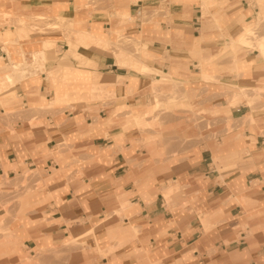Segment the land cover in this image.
Returning a JSON list of instances; mask_svg holds the SVG:
<instances>
[{
  "label": "crops",
  "instance_id": "obj_1",
  "mask_svg": "<svg viewBox=\"0 0 264 264\" xmlns=\"http://www.w3.org/2000/svg\"><path fill=\"white\" fill-rule=\"evenodd\" d=\"M78 1L0 0V22L10 15L86 16ZM199 1H170V20L136 26L141 48L135 57L109 52L111 32L117 34L120 25L111 23L104 6L86 16L85 32L99 44L70 49L60 32L40 31L18 40L12 26H0V103L11 108L0 118V264H264V107L230 105L232 119L250 115L252 122L177 160H159L153 145H139L141 132L130 121L115 118L116 110L131 104L133 117L141 113L137 105L148 95V74L154 76L131 62L170 73L188 91L208 85L217 92L222 83L264 80L257 50L239 58V78L231 70L235 64L219 57L222 33L236 39L253 28L256 11L248 0H215L208 6L218 11L205 17ZM115 3L129 11L142 5ZM241 46L228 51L235 54ZM57 48L63 51L53 52ZM39 51V71L10 83L3 72L12 57ZM63 52L64 61L53 58ZM207 57L218 82L202 78L200 62ZM91 81L110 84L114 99L79 94L83 86L92 88ZM57 82L69 98L43 111L62 94ZM205 97L193 102L222 103L220 96ZM26 170L35 172L25 178Z\"/></svg>",
  "mask_w": 264,
  "mask_h": 264
},
{
  "label": "rangeland",
  "instance_id": "obj_2",
  "mask_svg": "<svg viewBox=\"0 0 264 264\" xmlns=\"http://www.w3.org/2000/svg\"><path fill=\"white\" fill-rule=\"evenodd\" d=\"M115 1L117 0H79L78 5L79 8L86 10L85 13L87 17H89L91 12L98 6H104L108 19L111 21V23L116 20L117 24L120 25V29L111 27L110 29L106 30L109 33L111 30L114 31V29L118 32L117 34L111 32L110 42L106 45L109 52L113 54L114 51L118 49L116 53L117 58H126L128 54H131L132 57L138 56L140 54L141 48V36L138 35L139 33L137 35L135 34L137 33L136 26H140V28H142L150 25L151 23L153 24L157 19L170 20L168 3L173 0H159V4L157 5L154 3L151 4V0H127L128 3L130 2L131 4H136V6H133V8L137 7V4L140 5L139 3L142 4L138 9L139 15H135L134 10L129 11L127 8L117 9V4ZM214 1L215 0L199 1L203 17L210 14L214 16V12L218 11L217 9L212 11L208 6L210 2ZM248 2L250 8L253 10L255 9L254 11H256L252 17L253 22L250 23V26L253 28L246 34H243L236 39L232 36H228V34L225 33H222L221 36L223 39V44L221 47L222 52L219 57L231 60L235 64V68L233 67L231 69L232 72L235 70L233 72L235 74L234 78H239L240 76L236 68L237 63H239V58L246 54V52L254 50L255 48L253 44L258 43L260 40L264 41V10H261V0H248ZM4 15L6 16L7 14ZM86 16L78 13L74 18L66 19L57 16L42 17L39 15L32 17L19 16L13 18L10 15L7 19L0 22V26L7 24L8 30L12 26L15 36L18 40L28 36L29 31H40L43 33L60 32L68 47L72 49L76 45L71 44L69 40L74 39V33L83 35L81 38L82 41L79 40V43L77 42L79 45L80 43L99 44L92 36L88 34V32H85L90 31V29L88 30L86 28V26L90 25L87 22ZM83 22L84 25L82 24ZM27 26H29V28H27ZM73 28L78 29V31H75ZM15 42L17 41L15 40ZM42 45L43 41L41 43V46ZM236 45L242 46L239 47L235 54L228 51L234 50ZM50 47H54V44H52ZM59 50L63 51V48L54 49L53 52ZM39 54L42 55L43 51L34 53L31 55L32 57L24 55L26 60L28 62L30 61V64L26 66L28 67L32 64L31 67L34 69L32 74L37 73L39 71L37 69H39L41 66V64H39L37 61ZM64 54H66V52H63V57L61 59H57L56 55H53V58L58 62L64 61L67 57ZM41 57L44 59L43 55ZM208 62V57L204 58V60H201L200 62L201 74L203 76L202 78L205 80H210L211 82H218V79L211 75L212 66L211 63ZM127 65L139 70L142 73H153L154 76L152 74H148L151 75V82L148 86V95L147 97L141 98L139 104L137 105V109H142L141 113L137 114L138 116L133 117L130 112L136 107L133 106L134 104H131V106H124L120 113L118 110H116L115 113L117 114L115 115V118H121L125 120L127 119V121H130L132 123L131 127L134 126L141 132V139L138 141L139 145L144 148L146 146L153 145L154 148H156L154 153L159 160H166L169 157H173L174 160L183 159L190 153L195 152L198 148L207 147L211 141L216 143V137L219 134H222L224 131H229L234 127H242L248 122H252L250 115H248L249 117L247 119L246 117L232 119L229 113L230 105L237 104L235 106H238L245 103L248 104L251 109L261 106L264 107V80H261V83L255 85L243 83L235 84L234 82L222 83L221 87L216 89L217 92H215L213 86L208 85L204 88L188 91L187 88H184L183 83L173 79L170 76V73L162 72L161 76L156 75V72L144 69L143 65H146L144 63L135 65L131 62ZM27 67L25 68L26 70L29 68ZM227 70L231 72L230 69ZM55 73L56 72L50 74L51 79L54 82ZM84 75V73H80L79 77ZM94 76H96V73ZM94 76L90 77V79L93 80ZM83 78H86V76ZM123 78L127 77L118 78V80H123ZM91 83L92 91L91 89L87 90L88 88L83 86V88H80L81 90L77 88L79 90L78 93H85V91H87V93L91 96L90 99L93 100H101L104 98L114 99L115 95L113 94V87L110 84L105 86V84H94L92 81ZM59 85L60 84L57 82L54 85V88L57 91L61 89L62 91L60 90V93L62 94L60 96L56 95L55 98L48 103H45L44 101L43 103H45V105L41 107L43 111L47 110V108L48 110H52V108L55 106V103L62 102L69 98L66 97L67 92L63 91ZM101 87L107 89L109 92L103 90ZM127 87H132L131 82H128ZM1 90L2 88H0V92ZM235 91H238L239 93H234ZM202 95H205L206 99H213L215 97L218 98L220 96L222 103L219 102L217 104H213L212 102L206 104V106H203V104L201 105L193 102V99ZM172 97H174V99ZM0 106L3 107V113H0V118L7 117L9 111H11V108H7L5 103H0ZM64 107H68L71 110L73 109L70 104ZM135 117L136 120H138V117H140L141 120L138 121L137 124L132 122V120H134L133 118ZM221 127V131L217 132L215 130L216 128ZM200 145L204 146L201 147ZM34 172L35 171L33 170H26L23 175L25 178L32 177ZM14 189L18 190L16 186ZM163 196L165 201L170 204L169 196L164 194ZM115 213L119 216L118 212L115 211ZM73 242L74 241L70 243L73 244Z\"/></svg>",
  "mask_w": 264,
  "mask_h": 264
},
{
  "label": "bare ground",
  "instance_id": "obj_3",
  "mask_svg": "<svg viewBox=\"0 0 264 264\" xmlns=\"http://www.w3.org/2000/svg\"><path fill=\"white\" fill-rule=\"evenodd\" d=\"M75 34V37L74 39H71L69 40V42L73 45H76V43L78 42L79 43V40H81V38L83 37V35L81 34ZM82 41V40H81ZM14 42V41H13ZM248 44V43H247ZM4 45V44H3ZM254 45V48L258 51V53L260 54V56L264 59V41L263 40H260L258 43H255L253 44ZM4 51V50H3ZM6 53V52H5ZM12 61H11V65H10V70L9 71H6V72H3V74L6 76V78L8 79V81L10 83H15L17 82L19 79L25 77L26 75H31L32 72L34 71V69L31 67V66H26V65H29L30 64V61L28 62L26 60V58L24 57L23 54H20V55H14L12 57ZM32 61V59H31ZM33 63V62H32ZM35 64V63H34ZM37 65V64H36ZM35 66V65H34ZM33 66V67H34ZM28 68L27 70L25 68ZM37 67V66H36ZM143 68L146 69V70H150V71H153V72H156L155 74L156 75H159L161 76L162 75V71H160L159 69H156V68H153V67H150L148 65H143ZM39 70V69H37ZM41 71V70H40ZM53 71H51L49 73L52 74ZM48 74V73H47ZM46 75V73H45ZM96 79L98 77L94 76L93 79ZM158 78V77H157ZM174 99V97H172ZM171 98V99H172ZM176 99V98H175ZM169 100V99H168Z\"/></svg>",
  "mask_w": 264,
  "mask_h": 264
},
{
  "label": "built area",
  "instance_id": "obj_4",
  "mask_svg": "<svg viewBox=\"0 0 264 264\" xmlns=\"http://www.w3.org/2000/svg\"><path fill=\"white\" fill-rule=\"evenodd\" d=\"M135 15H139V10L138 9L135 11Z\"/></svg>",
  "mask_w": 264,
  "mask_h": 264
}]
</instances>
